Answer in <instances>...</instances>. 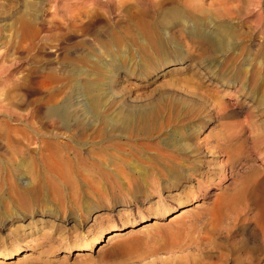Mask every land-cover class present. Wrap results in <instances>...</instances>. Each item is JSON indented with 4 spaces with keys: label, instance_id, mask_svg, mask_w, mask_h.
Listing matches in <instances>:
<instances>
[{
    "label": "rangeland",
    "instance_id": "rangeland-1",
    "mask_svg": "<svg viewBox=\"0 0 264 264\" xmlns=\"http://www.w3.org/2000/svg\"><path fill=\"white\" fill-rule=\"evenodd\" d=\"M66 1L56 0L57 9L62 13L65 12L62 5ZM79 1L81 0H68V7L73 9L74 15L71 18L72 24L71 21L69 23L73 31L71 36L67 37L69 40H66L64 45L66 49L57 51L55 56L54 41L47 47V51L39 47L42 42L38 43V48L30 51V55L35 56L37 60L49 56L54 60L52 65L28 62L29 64L14 66L10 64L9 56L3 65L0 64V97L16 100L21 94L20 98H38L41 102L54 98L56 104H67L69 110L81 120L84 118V135L79 141L73 142L64 137L68 133L62 126L52 123L46 125L48 122L42 116L39 121L44 123L45 128L41 127L39 122L36 123V126L39 125L37 128L41 136H36L25 120L20 121L17 117L10 120V125L45 142L66 141L79 153L84 164L96 170L99 168L98 177L96 175L91 179L99 183L103 206L84 219L79 225L78 234L72 231L74 223L71 213L65 221L52 215H36V227L43 230L35 237L26 238L24 231L19 230L15 235L11 230L14 225L24 227L32 220L28 218L11 224L3 216L2 210L7 205H0V219L4 220L3 224H0V253L10 246L22 247L7 258L0 257V264H162L165 260V264L167 261L173 264H215L221 254L228 256L252 253L255 237L249 228L242 230L237 225L236 231H231L230 236L226 238L224 231L218 230L219 226H214L218 225L215 209L212 213H201L199 217H195L193 232L187 227L184 230L179 227L180 224H188L191 212L196 209L200 211L202 208L205 210V207L212 205L214 196L204 200L199 198L189 205L184 202L172 204L169 213L159 216L161 210L155 208L158 195L161 196V203L169 202L175 194L190 191V184H185L178 190L160 191L149 197V200L141 196L138 203L132 200L131 182L135 180L141 184L147 179L149 169L144 165V159L138 157L133 150L131 124H123L121 119L137 109L143 111L147 104L151 101L157 102L162 95L166 102L171 98L183 97L187 90H192L195 95L197 93L195 97L199 102L196 103L198 109L207 114L200 123L202 126L195 129L193 140L188 139L182 132L176 139L177 142L191 144L203 139L211 140L227 131L236 137V145L243 150L252 149L257 155L255 165L263 164L264 0H84L87 1L86 8L77 10ZM56 2L0 0V53L11 50L14 46L25 49L28 44H36L35 29L38 25L28 26L24 19H33L34 16L42 17L46 21L61 20L62 17L54 14L53 6ZM155 3L161 4L162 7L154 9ZM223 7L229 11L233 10L232 14L229 12L230 15L221 17L219 12ZM172 8L180 10L178 18L170 15ZM216 32L226 35L227 49L214 50L208 46V38ZM104 42L106 43L103 44ZM44 52L48 54L45 55ZM182 77L189 79L190 83H186ZM218 103L228 108L219 119L212 114V110H216V105L213 104ZM19 105L17 111L20 114L22 112L25 115L28 111L26 108H31L25 106V103ZM34 106L32 105L33 109ZM8 117L7 112H0V121H6ZM194 123L197 121L187 126ZM170 133L171 129L168 131L169 135ZM154 141L158 139L155 138ZM162 143L168 144L172 149L175 147L173 137L166 138ZM5 145L0 146V192H11L14 186L35 192L33 185L36 182L28 187L23 186V183L30 179L33 181L31 171L33 168H39L36 167L37 163L31 161L34 158L39 159L37 154L33 155L39 144L29 145L30 156L9 153ZM252 158L255 157L252 155ZM30 162L34 164L31 166L32 170ZM47 162H50V159ZM263 168L260 167V172L254 169L247 174L252 175L251 177L260 175L264 180V170L261 171ZM225 173L229 174L228 170ZM41 180L49 196L48 202L55 206L57 202L53 199L51 188L53 179L46 175ZM92 184L91 180L86 183L79 182L82 190L88 189ZM232 186V179L227 177L223 180L221 188L210 186L213 187L211 193L215 192L220 196V192L224 190L223 194L227 196L236 193L235 189L242 185L237 184L234 189ZM57 189L59 190L56 194L60 192L59 195L62 196L71 191L70 188ZM249 195L248 188L247 191L243 190L242 200H238L239 204L231 209L234 210L233 215L242 213L245 203L249 201ZM124 201H128L127 204L123 205ZM221 204H224V201L218 204L216 209L225 210L223 205L219 207ZM182 209L187 212L179 215ZM94 215L100 217L98 224L93 221ZM142 216L147 217L146 220L141 219ZM154 219L158 222L154 223ZM208 220L213 221L212 225ZM123 222L128 224L122 226ZM225 222L223 219L222 225H225ZM211 226L214 228L211 229ZM47 230L53 233L52 240L39 243L41 240L38 237ZM90 235L97 236L91 249L72 250L75 236L83 239L85 244ZM108 237L111 238L108 240ZM173 239L177 241L174 240L175 245H171ZM228 243L232 246L229 247ZM259 250L256 254L264 255L262 249L261 252ZM183 256L193 260L189 258V262L188 259L185 262Z\"/></svg>",
    "mask_w": 264,
    "mask_h": 264
},
{
    "label": "bare ground",
    "instance_id": "bare-ground-1",
    "mask_svg": "<svg viewBox=\"0 0 264 264\" xmlns=\"http://www.w3.org/2000/svg\"><path fill=\"white\" fill-rule=\"evenodd\" d=\"M77 3H78L77 10H80V9L82 10L86 8L87 1L81 0ZM56 5H57V2L53 6L54 14L62 17V19L59 21L53 20V19H50V21L49 20L46 21L41 16H40L41 18L39 17L37 18L33 16V19H30V18L24 19V22L28 24V26L29 25L31 26L33 24L38 25V27L35 29V33L37 35L36 36L37 42L36 44H28V46H26L25 49L23 47L25 51L21 47H17L13 45L14 46L13 49L10 47L11 50H6L5 52L0 53V64L1 65H3L5 63V60H7V58L9 57H11L9 59L10 64L14 66L22 65L23 63H28V62L33 63V64L42 63L45 66H50L53 64L54 60L49 58V56H46V58H44L45 57L44 56L43 59L37 60L35 56L30 55V51L33 48H38L39 42H42V45L39 47L47 51L48 50L47 47L50 46V43L54 41H55V44H54V48H55L54 55L55 56L57 55L56 53L57 51H60L63 48L66 49L64 45L66 43V40L67 41L69 40L67 37L71 36L72 31H73V29L69 25L71 18L74 15L72 14L73 9L70 6H69L70 8L68 7V0L64 3V5H62L63 8L65 9L64 13L60 12L57 9ZM161 7H162L161 4H158V3L153 4L154 9L161 8ZM58 11L60 12V14H58ZM231 11L233 10L229 11L228 8L226 9L223 7V9L219 13L221 17L225 18V16H228L229 12L230 14H232ZM170 13L169 14L173 18L174 17L178 18L180 16V10L177 8L175 9L172 8ZM167 18L169 17L167 16ZM99 22L101 23V21ZM103 23L105 24V22ZM71 24H72V21H71ZM115 27H118V26L115 25ZM94 28L95 27H93V29ZM105 28L106 27H104V29ZM197 34H199V32ZM112 37L114 36L111 35V38ZM115 39H117V37ZM113 41L116 42V40H113ZM117 41H119V39ZM105 43L106 42H104L103 44ZM207 43H208V46L212 47L214 50L227 49L226 35L219 33V32H216V34H214L213 36H210L208 38ZM44 54L47 55L48 53L46 54V52H44ZM182 80H184L186 83L190 81L189 79L183 78V77H182ZM187 86L185 87L188 88ZM16 90H17V86H16ZM189 91L187 90L186 91L187 94H185L183 97H179L178 99L171 98L169 101L167 100L166 102H165V98L162 95V97H160V99L157 102L151 101L149 104H147L146 108H144L143 111H139V109H137L136 112L132 111L122 117L121 121L123 122V124H131V127H132L131 138L133 141L132 147H133L134 152L136 153V155H138V157L140 156L144 159L143 163L149 169L147 173V179H145L141 184H139L135 180L131 182L130 184L131 192L130 193L132 194V197H133L132 200L138 203L140 200L139 199L140 196L143 197L145 200H149L148 199L149 197L151 196L153 197L154 194H158L160 191L172 190V189L178 190L181 187H184L185 184H190L192 188L190 191L184 192L183 194H180V195L175 194V196H173L169 202L167 201V202L161 203L162 201L161 196L158 195V198H157L158 200L155 203L156 204L155 208L156 210H161V213L159 214V216L169 213V211L172 209V206H171L172 204H180L184 202L187 205H189L190 203H192V201L197 200L199 198H202L204 200L206 198L214 196L213 198L214 201L213 203H211L212 205L205 207V210L202 208L203 210L201 209L200 211H198V209H196L194 212H191V214L188 212L190 214L189 219L191 217V220L188 222V224L187 223L180 224L179 227H183V230L185 227H187L189 229H192V232H193V229L195 227L193 224V221L195 217L196 218L199 217L201 213L204 214L210 211H211L210 213H212L213 212L212 210L215 209L217 211V214L215 216L218 219H216V217L214 216L213 217L214 219H216V223L218 225H214V226H217V227L219 226L220 228H218V230L224 231L225 233L224 235L226 236V238L230 236V233H232L233 231H236L235 227L237 225L242 230L249 228V230L255 237L253 241V246L251 248L252 253L242 254L240 252L241 254L228 255V256L221 254L218 258V261L217 260H216L217 262L215 261V264H262V261L264 260V255L256 254V252L259 249L260 250L262 249V251L264 252V180L260 175L258 177H255V176L251 177L252 175L249 176L247 173L248 171L250 172L251 170H254V169L259 171L260 167L262 168L264 167V162L263 164H260L259 166L255 165L254 163H255V159L257 158V155H255L252 152V149L243 150L240 146L236 145L235 144L236 137L233 136L232 133H229L227 131H224L222 134H220V136H217V137L215 136L214 139H211V140L203 139L201 141H195L194 143L192 142L191 144L178 143L177 142L178 140L176 139H178V137L182 135L181 134L182 132L186 134L188 139L193 140L196 135L195 129L197 127L202 126L200 125V123L205 119V116L207 114L199 110L198 109L199 107H197L196 103L198 101L195 97L197 93L195 95L192 90L190 92ZM10 94L12 93H9V95ZM20 97H22L21 94H20ZM20 97L18 99L15 98L16 100H12L9 97H3V98L0 97V112L2 113L7 112V115L9 116L8 120L0 121V146L3 144L4 145L6 144L7 151L9 153L16 154V155L17 153L18 154L22 153V154H27L28 156H30L31 152H30L29 145L32 143L34 145L39 144L38 146L39 148L37 147L38 150L33 153V155L35 156L37 154L39 159L35 160L34 157H30L31 159L34 158L31 161L33 163H37L36 167L39 166V168L38 169L33 168L32 170L31 166L34 164L30 162L29 166L31 167V170H32L31 173L33 174V177H32L33 181H31L30 179V180H27L26 183H23V186L28 187V185H30L31 183L34 184V182H36L33 185L34 189L36 188L35 192L30 191L28 188H26L25 190L19 189L17 186H14L11 192H8V193L0 192V205H3V204L7 205L6 207L3 206L5 207L2 210L3 216L5 220H7L8 222L10 221L11 224H14L19 221H24L28 218L31 219L32 222H28L26 226L21 227L18 225H14V229L11 230V232L15 235H17L20 232L19 230H22L24 231L26 238H28L32 236L35 237L38 234V232L43 230L39 227H36L37 221L34 220V217L36 215H41L42 217L52 215L56 217V219L58 220L62 219L63 221H65V219L67 220L69 219L67 218V215L71 213L73 215L72 222L74 223L73 224L74 227H72L74 229L72 231L78 234L80 232L79 225L83 223L84 219H86L90 214L95 212L98 209V207L103 206L102 205L103 198L101 195L100 188L98 186L99 183L94 182L91 179V177H95L98 174L99 168L96 170L95 168L93 167L90 168L86 164H84L81 161V158L79 157V153L68 142L66 141L65 142H62V141L61 142L59 141L45 142L36 136H41L39 135L40 130L38 129L39 128L38 126L40 125L42 127L44 125L42 121H39L41 120V116H42L43 119L45 118L47 120L46 122H48L46 125H49L50 123H52L55 125L59 124L60 126H62V128L68 133L67 135L64 136L66 137L68 141H71V142L75 140L79 141L84 135V131H83V127H84L83 119L84 118L81 120L79 116L75 115L74 112L69 110L67 104H56V100L54 98H49L45 102H41L40 101L41 99H38V98L27 99V98H20ZM23 97H25V95ZM22 103H25V106L27 107L31 106V108H32V105H35L34 109L26 108L28 111L25 110L27 111L25 115L21 112V114L24 115L23 116L17 111L18 110L17 108L20 106L19 104H22ZM214 105H216V110L214 111L212 110L213 112L212 114L215 115V117L219 119L228 110V108L225 107V105L221 106V104L219 103L213 104V106ZM26 115L28 117H25ZM36 116L39 117V118L37 117L38 120L36 119ZM13 117H17L20 121L25 120L26 125L29 126V128L31 127L32 131L34 132L36 136L24 134L22 130L12 127L10 125V120H12ZM195 121H197V123L187 126L188 124H191ZM38 122H39V125L36 126V123ZM168 129L169 130L171 129L170 135L168 134V131H169ZM171 137L174 138L175 147L173 149L169 147L168 144L163 145L162 143V141H164L166 138H171ZM155 138H157L158 141L153 142ZM58 139L59 138L57 137V140ZM140 140H146L147 142L142 143V142H139ZM255 144L256 142H254V146H256ZM252 155L255 158H252ZM49 159H50V162H47V160ZM226 170H228L229 174L225 173ZM262 170H264V168L261 169V171ZM46 175L50 177L51 180L53 179L51 188L53 189L52 191L53 199L54 201L57 202L55 206L52 205L53 203L51 204L50 202H48L49 196L47 194V191H45V186L42 182L43 179L41 180V178ZM227 177H230L232 179L233 189H234V186H237V184H241L242 186L239 187V189L237 190L235 189V191H237L236 193L229 192L230 194L227 196L225 193L223 194L224 190L222 191L220 190L221 191L220 196L219 194L216 195L215 192L212 194L211 188L213 187L210 188V186L216 185L217 187H220L223 180H225ZM89 180H91L93 184L86 190L80 189L81 186H79V182L84 181L86 183V181H89ZM194 180L196 182H194ZM216 180L217 182H215ZM58 187L70 188L71 191H69L68 194H64L62 196V195H59L60 192L56 194L59 190L57 189ZM247 188L250 192V195L248 197L249 201L245 203V206H244L245 209L242 210V213L240 212L241 214L237 213L233 215L234 210L232 211L231 209H233V207H236L237 204H239L238 200H242V197L244 196V195L242 196V192L243 190L247 191ZM77 192L79 193L76 196ZM217 193H219V191ZM109 196L112 199L111 195ZM128 201H124L123 205L127 204ZM223 201H224V204L219 205V207L223 205L222 207L226 209L221 210L220 208H217L218 209L217 210L216 206L222 203ZM238 208H237V212H238ZM186 212L187 211L184 209L183 211H181V213H179V215L185 214ZM209 217H212V215H210ZM145 218L147 217H144V216L141 217V219L143 220H146ZM223 219H225L226 221L225 225H222ZM3 221L4 220L0 219L1 225L3 224ZM93 221L95 224H98V222L100 221V217H98L97 215H94ZM153 222L156 223L158 221L154 219ZM209 222H211V225H212L213 221H209ZM127 224L128 223L123 222L122 226H125ZM184 224L186 225L183 226ZM213 228L214 227L211 226V229ZM58 234H60V232ZM51 235L53 236V233H51L50 230L45 231L38 237L41 240L39 241V243L46 241V240L51 241L53 238ZM96 235H90V237L88 238L89 240L85 244H83L84 240L81 239L80 237H76L77 236L76 235L75 239L73 240L72 250L74 248L76 249L78 248V250L91 249L96 243V239H97ZM116 235H118V233H116ZM199 236L201 235L199 234ZM208 236L210 237V235ZM111 237H108V240ZM195 238L196 236L194 237V239ZM174 240L175 239H173V243L171 245H175ZM229 245H231V243H228V246ZM50 246H51V243H50ZM224 246L226 247V245ZM21 248L22 247L16 248L15 246L7 247L0 253V257L7 258L11 256L12 254L16 253L17 251H20ZM190 253L192 252L190 251ZM193 255L190 254V256H193ZM183 257L185 259V262L187 259H188L187 262H189L190 259L193 260L191 257H189L190 259L185 258V256ZM164 262L162 264L166 263ZM194 262L196 261H193V263ZM169 263L167 261V264ZM170 264H173V263H170Z\"/></svg>",
    "mask_w": 264,
    "mask_h": 264
}]
</instances>
